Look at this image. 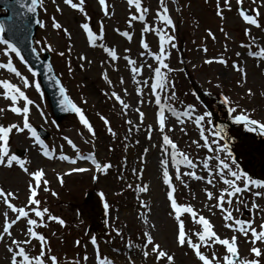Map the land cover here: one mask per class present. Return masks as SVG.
<instances>
[{"label":"rangeland","instance_id":"1","mask_svg":"<svg viewBox=\"0 0 264 264\" xmlns=\"http://www.w3.org/2000/svg\"><path fill=\"white\" fill-rule=\"evenodd\" d=\"M143 2L145 7L150 10L147 14V23L152 27L158 26L156 12L159 9V0H145ZM165 3L170 14L173 15L174 9H176L173 20L174 22L178 21L179 25L177 26L175 41L177 47H169L171 59L168 61L170 67L176 70L168 73L169 81L175 83L174 94L176 99H169L173 90L166 88L161 93L162 103H168L178 112L182 111L185 106L193 105L185 102L188 100L190 87L193 86L195 93L203 92L206 94L205 97L209 105L216 108L218 114L223 115L228 112L227 106L222 103L224 97H228L232 101V106L239 110L246 109L253 119L264 122V60L249 56V49L240 47L241 44L249 43L250 38L245 35L246 25L238 19V6L235 0H232V11H227L225 8L223 15L226 19L224 20H221L215 12L216 0H165ZM261 3H264V0H257V4ZM57 4L61 7L62 13L55 11L56 5L52 3V0H44V6L47 8L46 13L43 8H38L39 22L45 23L46 27L40 28L38 26L36 31L38 43H34L35 48L38 53H42L47 51L46 45H51L53 51L47 52L50 56L55 55L52 66L57 76L63 79V86L69 99L80 108L91 109L98 120L101 116L108 119L116 136L113 137L107 129L102 131L104 122L100 119L101 124L97 126L99 136L94 138L80 123L77 114L54 127L50 120L48 106L41 92L34 87L37 81L28 72L24 62L22 63L20 58L15 56L17 63L15 61L13 63L22 75L29 79L33 87L23 88L22 81L13 74H8L6 70L0 69V80H8L14 85L20 86L28 98L34 102L30 109L29 122L35 127L43 128L49 132L48 139L56 151L53 159L46 161L32 144L31 134L27 131L17 133L13 130L9 138L10 154L16 155V149L23 151L24 154L19 159L27 161L25 167L29 169V172L43 169L46 173L45 179L49 181L48 188L57 193V196L53 197L50 192L41 191L40 198L46 201V203H42L41 207H47L52 215H59L66 221L65 227L54 223L55 225L50 224L51 226L41 228L38 231L45 235L52 251L62 255V264H74V262L85 264L84 256L88 257L86 264H95L91 259L93 252L88 243L89 237L96 239L100 252L103 256L113 260L114 264H131V261H135V264H154V257H149L145 261L141 252L145 242L143 237L145 231H151L156 242L161 244L162 249L174 256V264H200L190 248H181L175 241L177 225L173 217L169 215L170 202L167 200V191L161 182L162 165L159 163L160 160L168 157L161 151L163 147L161 143L162 134L154 126V111H157V108L155 101L152 100V93L148 86L137 84L133 80L132 74L129 73L121 59L122 56H128L136 60L138 66L147 62L155 67V61L144 54L141 38L143 36L147 40L153 53H158L155 44L158 37L155 33L143 34V25L139 22H135L131 29L128 28V18L134 13L123 0H113V8L115 6L116 13H110L108 17L103 19L98 14L95 0H86L85 10L91 18L90 24L97 28L96 31L101 22L104 25L105 38L98 43L113 48L120 57L118 61H111L102 48L87 46L85 37L80 30V25L85 22L84 15L70 9L63 3V0H57ZM221 6L224 7L223 0H221ZM244 8L251 10L256 8V5H253L251 0H244ZM260 11L264 13V7ZM52 17H55L63 28L67 29L70 37L65 35L63 31H56L52 28ZM262 23H264V17H262ZM117 29L128 31L133 36V40L129 42L123 37L125 42L116 31ZM209 31L213 33L215 40L208 36ZM171 34L174 35V33ZM226 34L228 38H226ZM252 35L256 38V43L252 45L251 50L258 51L259 47H264V32L253 28ZM225 46L227 47L226 52ZM205 48H207L206 53L203 51ZM4 50L5 46L0 44V63H5L7 60ZM237 52L240 53L239 57L236 56ZM60 53H64V55L61 56ZM13 55L15 54L13 53ZM81 56L87 59H79ZM221 58L227 60V67L217 63L212 65L204 63L206 59ZM233 64H238L247 73L246 81L242 72H237L232 68ZM179 69H183V71H179ZM105 72L108 74V79L112 81L111 85L103 78ZM151 75L150 71L145 68L143 74L137 79L141 81L147 79L151 85L154 83V78L150 79ZM121 78L125 83H120ZM142 87L144 90L143 100L145 101L143 105L140 104L141 97L135 95ZM125 89L129 95H124ZM249 90L252 91V96L247 95ZM112 92H116L130 105L127 109V115L124 114L125 110L111 98ZM192 94L194 93L192 92ZM3 97L4 90L0 88V108L5 109V112L0 113V125L7 127L16 123L22 126V118L7 111V106L11 107L12 105ZM192 101L194 100L192 99ZM19 104L23 107V101H20ZM199 106L201 105L199 104ZM137 107L146 114L142 125L139 123V113L135 111ZM206 112V109L201 106V113ZM238 114L239 111L234 115ZM170 117L172 118L171 113ZM129 119L133 121V126L126 123ZM191 122V120H186V124L182 125L176 119L172 120L169 122L171 124H167V128L172 129L173 127L174 131H169L168 135L181 151H184L191 159L195 160L194 162H197V174L205 177V181H207L206 177L209 176L205 175L200 166L207 159L204 158L206 149L201 148L199 150L192 143L199 140L200 137L198 139L197 130L192 127ZM148 125L153 127L151 140L145 139V136L148 135ZM130 127L132 128L131 131H129ZM136 127H139V131L136 130ZM181 128H184L187 134L181 131ZM55 130H57L56 133ZM237 130L242 131L239 128ZM210 133L206 135L210 137ZM235 134L237 136L235 149L239 156L251 164L249 166L253 174L261 173V167L264 166V153L253 139L245 138L239 132ZM65 137L71 139L84 155L95 154L102 165L110 163L112 167L108 174L95 172L86 164L66 166L59 159V156L69 154L70 158L75 159V151L69 149ZM137 141L139 142L137 143ZM146 149L147 153H145ZM149 164L153 167V173L150 171L148 177L145 178L146 173H149ZM216 164L215 160L210 162L211 167L216 166ZM171 165L170 162L169 171ZM172 166L174 167V165ZM80 167L87 168L89 171L82 173L75 171ZM232 168L236 170L235 166ZM134 170L137 173L143 170L142 179L134 174ZM174 172L175 167L173 171H170V174ZM65 173L71 174L65 175ZM58 177H63L62 185ZM80 177L84 179L74 180V178ZM30 179L31 176L18 165L14 164L11 169L0 166V188L18 195V199L12 201L17 206H24L27 203V187L31 183ZM183 179L189 185L188 188H184L179 181L174 180L177 187L178 202L192 206L197 212H200L199 214H203L214 225V230L222 238H229L234 235L235 233L224 227V214L219 209L209 208L213 202L207 200L204 192L211 191L214 195L219 196L221 191L226 189V185L222 183V190L218 193L217 186L210 188L203 181H194L190 177ZM129 184H134V186L129 188ZM136 184L137 186H135ZM145 185L148 186V192L135 191L137 187ZM93 190L97 199L92 196L90 200L91 211L84 210L83 214L81 212L78 215L76 209L82 204L84 195ZM252 191L259 190L253 189ZM101 194H103V198ZM249 196L243 199L248 207L239 206L240 211H233V215L236 218L244 217L248 221L254 219V227L258 229L263 220L261 215L264 213L251 209V204L255 202L264 207V198L254 197L252 193ZM99 202L105 212L103 214L104 227L101 229L94 226L96 228L94 231L86 224L85 216L87 217L88 212V217L92 221V216L96 219V213L98 216L100 213L98 210ZM105 203L109 206L107 210L104 207ZM142 204H147L148 207H142ZM237 206L236 199H233L232 209ZM225 207L228 208L229 206L225 204ZM241 210L244 213L248 212L247 215H244ZM5 211H8L6 205L0 200V230H2L4 223L3 213ZM144 219H147V225L144 223ZM182 219L185 221L186 233L194 243L199 242L195 235L198 229L193 224L191 217L186 215ZM99 220L100 218H98ZM151 225L156 227L152 228ZM24 229L23 221L14 227L13 234L16 239L23 241L26 238ZM114 229L119 230L122 236H117ZM81 239L87 241L83 243V251L76 254L74 247L76 241ZM129 241L133 244L131 249L127 247ZM238 245L242 259H255L251 253L253 245L248 243L244 237L239 238ZM257 246L264 249V244H257ZM7 247L8 242L0 244V264H11V253L7 251ZM29 248L33 257L39 255L40 246L38 242L34 241ZM202 251L205 255H210L208 249L204 248ZM216 252L221 258L227 254L222 246H216ZM51 253L49 255H53ZM46 264H51L50 260ZM160 264H165V262L161 261Z\"/></svg>","mask_w":264,"mask_h":264},{"label":"snow or ice","instance_id":"2","mask_svg":"<svg viewBox=\"0 0 264 264\" xmlns=\"http://www.w3.org/2000/svg\"><path fill=\"white\" fill-rule=\"evenodd\" d=\"M100 7L103 10L104 16L108 17L109 6L107 0H98ZM52 3L56 5L55 11L58 13H62L61 7L57 4V0H52ZM63 3L68 6L70 9L76 10L85 17V22L80 25L81 29L84 33H86L88 43L91 47H100L107 54V57L110 58L111 61H118L120 57L117 55V51L111 47L105 46L103 43H98V41L104 40V25L103 22L100 23L99 27V35H97L93 28L90 25L91 18L88 16V13L85 10L86 0H78V2H74V0H63ZM236 5L238 6V15L241 18L245 28V35L250 38L249 43L241 44L240 47L249 49L248 55L253 58H257L260 60H264V47H259L258 51H252V45L256 43V38L252 35V29L260 30L264 32V23H262V17H264V13L260 11L262 7H264V3L257 4V0H251L253 5H256V8L251 10L244 9V0H235ZM127 5L130 10L134 9V14L130 15L128 18V28L131 29L134 26L135 22H139L142 27V33H155L158 37V53H153L150 49L149 43L142 36L141 38V47L144 50V54L149 56L152 60L155 61L156 66L153 67L152 64L145 62L143 65H137V61L131 59L128 56H124L123 58L127 61V64L131 67L132 78L137 84H143L150 88V91L153 95H155V104L158 107L157 113V123H158V131L162 134V143L163 147L161 148L162 153H164L168 158L162 159L159 161L160 165H162V176H163V184L167 186L169 190L167 192V200L170 202L169 207V215L173 217L176 222L177 228L175 233V241L177 245L181 248L188 247L190 248L197 260L200 264H262L261 258L264 257V249L258 247L257 244H264V222L259 224V228L254 227L255 220L244 221L242 219H238L234 217L233 211H240L239 206L248 207V204L244 202L242 197L244 194L251 192L254 197L264 198V181H260L257 179H253L251 176L247 175L245 172L240 171L239 169L233 170L228 162L221 158L219 154H227L228 158L231 159V163L236 164L235 159H232V151L229 147V136L228 132L224 127H221L219 131L213 132V140L210 142L209 137L205 134L204 122L206 120H210L211 113H205L203 115H193L196 113L197 109L194 106H188V108L183 112H178L176 108L171 106H166L162 103L161 93L166 89L170 88L173 90V94L169 97V99H176L174 94L175 83L169 81L168 73L176 71L171 68L168 61L171 59V52L169 51V47L176 48L177 45L175 43L176 37L171 33L176 31V24L174 23L171 15L169 14V8L166 6L165 0H159V11L156 12L157 24L158 26L152 27L147 23V14L149 13V8L145 7L142 3V0H127ZM224 7L221 6V0H216V9L217 16L220 17L221 20L226 19L223 15L225 8L227 11H232V0H223ZM38 8H43L45 13L47 12V8L44 6V0H31V6L28 7L27 11L35 14ZM40 28H45L46 24L39 22ZM52 28L56 31H63L65 35L70 37V34L67 32V29L63 28L62 24L59 23L55 17H52ZM169 29L171 32H169ZM6 28L3 24H0V44L5 46L4 55L7 57L5 63H0V69L6 70L8 73L13 74L16 78L22 81L23 88L33 87V84L29 81V79L22 75V73L17 69L14 65L11 54H15L16 57H19L21 62H24V58L21 55L20 49L14 44L10 43L8 40L4 38V33ZM120 36L124 37L127 41L131 42L133 40V36L128 31H120L116 30ZM223 31V28H221ZM208 36L215 40V36L211 31L208 32ZM226 38L227 34H226ZM47 51H53L51 45L45 46ZM206 53L207 48L203 49ZM227 51V47L225 46V52ZM61 56L64 53H60ZM236 56L239 57L240 53L237 52ZM81 60H86L87 58L84 56L79 57ZM207 65H212L214 63L223 65L225 67L228 66V62L226 59H206L204 61ZM147 68L150 73V79L154 78V83L149 85L148 80H139L138 76L142 75L144 69ZM232 68L237 72H242L243 77H247V73L243 71L238 64H233ZM29 72L32 73V76L35 77L38 73L32 71L31 68L28 69ZM47 71L51 73L53 71L51 65L48 67ZM179 71H183V69H179ZM104 80L111 85L112 81L108 79L107 72L104 73ZM120 83L123 84L125 81L123 78L120 79ZM35 89L39 91L40 85L36 83L34 85ZM220 87V85H217ZM0 88L4 90V99L11 102V107L7 109L11 113L22 118V126L20 124L13 123L10 126H2L0 125V166L11 169L14 164L18 165L25 173L29 174L32 178V183L28 186V200L24 206H17L12 201L18 199V195L14 194L10 191H5L3 188H0V200H2L3 204L6 205L8 211L3 213L4 223L2 225V230H0V244H4L8 242L7 251L11 253V264H46L48 260H50L51 264H60V261L55 255H49L52 251L50 247V243L45 237L44 234L39 232L38 230L48 226V221H54L62 227H65V221L61 218L52 215L47 207H41L42 203H46L40 198L41 191L50 192L53 197L57 196L56 192H52L48 188L49 181L45 179L46 173L43 169H39L35 172H29V169L25 167L27 161L21 160L15 154H10L9 148V138L10 135L15 130L17 133H24L27 131L31 134V137L35 140L36 144L39 145V148L42 150V154L49 159L53 158L48 147L45 143L40 139L37 134L36 129L29 122L30 109L34 102L28 98L25 94V91L21 89L20 86L14 85L8 80H0ZM61 96L63 97L62 107L66 108L68 111L74 112L79 116L80 123L87 129V131L95 137L96 133L94 132L93 126L89 123V121L85 118V115L80 107H78L75 103H73L68 96L65 94V89L63 87L60 88ZM106 95H108L106 93ZM124 95H129L127 89L124 90ZM137 95L141 97L140 104L143 105L145 101L143 100L144 90L143 87L137 92ZM248 96H252L253 93L251 90L247 92ZM111 98H114L115 101L119 103L121 108L124 111V114L127 115V109H129L130 105L125 102L124 99L121 98L116 92L111 93ZM20 101H23V107L18 106ZM87 103V101H85ZM151 103V101H148ZM222 103L227 106L228 114L232 117V123L235 125H243L245 129L249 132L259 130L261 135H264V122L258 121L251 117V114L247 113V110H239L237 107L232 106V101L228 97H224ZM39 107L38 105L36 106ZM136 112L139 113V123L144 124L146 114L141 108L137 107L135 109ZM239 111L238 115H234ZM5 112V109L0 108V113ZM170 112L172 116H174L180 124L186 123L185 119L191 120L192 123L199 128L200 139L197 141H193L197 148H206L209 153L213 155H209L206 160L202 162V169L209 172L210 175L207 178V184L213 185L212 176L215 175L224 185H226V189L220 193L218 197L214 196L213 192H206L207 200L217 202L214 204H210V209H219L221 213H223V219L225 221L224 227L231 230L234 235L229 238H222L217 232L214 230V225L207 219L204 215L199 214L192 206L181 205L178 202L177 196V187L174 184L175 181H179L184 188H188L189 185L184 181V177H190L194 181L204 180L205 177L197 174V162H194L193 159L189 157L184 151H181L177 144L172 140V138L168 135L169 131H174V129L167 128V120L166 113ZM43 115V113H41ZM100 119L104 122L106 126H108V132L115 137L116 133L112 130L110 126V122L105 117L101 116ZM130 126H133V121L131 119L127 120ZM132 128H129L131 131ZM136 130L139 131V127H136ZM152 125H148L147 133L148 139H152ZM181 131L186 130L181 128ZM67 143L71 146V148L79 153V148L71 139H68ZM202 141V143H201ZM86 143L88 141H85ZM139 141H137L138 143ZM223 142V143H221ZM213 145H216L214 147ZM147 153V149L145 150ZM61 161H67L69 164L76 165L78 160H90L91 163L95 166L97 172L103 173L105 175L108 174L109 169L112 167L110 163L101 164L97 161L95 154L91 156H82L77 155L76 159H70L66 155L59 156ZM217 162V168L213 169L210 166V162L212 160ZM174 165L175 172L170 174L169 164ZM182 166L184 171H182ZM78 172H86L89 169L80 167L75 169ZM142 171L139 173L134 170V174L138 175V178L142 179ZM71 173H65V175H70ZM231 178H228V177ZM61 185L63 184V177H58ZM129 188H132L133 185L129 184ZM253 189H257L259 191L253 192ZM137 192L146 193L148 192V186L137 187L135 189ZM103 198V194H101ZM228 197V199H226ZM236 199V204L238 205L235 209H232L233 199ZM225 204L229 207L226 208ZM142 207H148L147 204H142ZM105 209H108V204L105 203ZM251 209L258 210L261 213H264V207H261L259 204L253 202L251 204ZM10 213L12 214L10 216ZM191 217L194 225L197 226V231L195 235L198 238L199 242L194 243L193 240L186 233V225L185 221L182 219L185 215ZM47 218V220H46ZM21 221L25 224L24 232H26V238L21 241L15 238L13 234V229L15 226L19 225ZM144 223L147 225V219H144ZM152 228H155V225H151ZM117 236H122V233L119 230H115ZM55 235V233H53ZM244 237L248 243H251L253 247L251 248L252 256L255 259L244 258L242 259L240 256L238 240L240 237ZM143 237L145 238V242L143 247L141 248V252L145 261L149 259V257H154V264H160L161 261H164L165 264H174V256L170 254L168 251L163 250L161 244L157 243L154 236L151 234V231H145L143 233ZM251 237V239H248ZM38 242L40 246L39 255L33 257L30 254L29 246L33 244V242ZM91 244L95 249V264H114V261L109 259L106 256H102L100 252L99 245L95 238L91 239ZM76 245H80V241H76ZM216 246H222L226 250V255H223L222 258L216 252ZM127 247L131 249L133 244L131 241L128 242ZM208 249L210 255H205L202 249ZM131 259V258H130ZM85 264L88 260L87 256L83 257ZM74 264H78V262H74ZM131 264H135V261H131Z\"/></svg>","mask_w":264,"mask_h":264},{"label":"water","instance_id":"3","mask_svg":"<svg viewBox=\"0 0 264 264\" xmlns=\"http://www.w3.org/2000/svg\"><path fill=\"white\" fill-rule=\"evenodd\" d=\"M30 7L31 6V0H14L13 3L8 7L9 10V18L8 19H3L2 24L5 26L6 31H5V35L6 37H10V30L12 27V22L14 20L15 15L18 13V11L20 10L21 7ZM37 24L36 21V13H30L29 12V25H30V32L33 31V27ZM14 41V40H13ZM18 46H20L23 51L24 54L28 57V58H32L34 60V62L36 63L35 69L37 71V73L39 74L40 78H41V82L43 85V88L45 89V91L48 93V95L50 96V102L53 106V111L55 113V116L59 117L56 113L59 112V109L62 107V96L60 93V88L58 86V84L56 83L55 79L52 76V73H49L47 71L48 69V64L47 62H43L40 63L38 61V58L35 57L31 51L30 48H24L23 45H20L19 43H17L16 41H14ZM60 119V117L58 118Z\"/></svg>","mask_w":264,"mask_h":264},{"label":"bare ground","instance_id":"4","mask_svg":"<svg viewBox=\"0 0 264 264\" xmlns=\"http://www.w3.org/2000/svg\"><path fill=\"white\" fill-rule=\"evenodd\" d=\"M148 168H149V173H146V175H145L146 177H148V175L150 174V171H152V173H153V167L151 166V164L148 165ZM156 189H158V188H156ZM156 189H154V191H156Z\"/></svg>","mask_w":264,"mask_h":264}]
</instances>
